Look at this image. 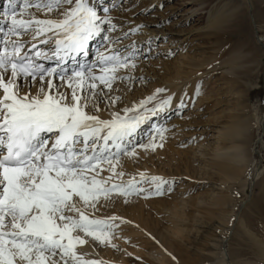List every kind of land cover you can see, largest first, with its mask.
<instances>
[{"label":"snow or ice","instance_id":"1","mask_svg":"<svg viewBox=\"0 0 264 264\" xmlns=\"http://www.w3.org/2000/svg\"><path fill=\"white\" fill-rule=\"evenodd\" d=\"M18 2L8 0L11 7L0 12L9 24L6 33L0 29L4 33L0 41V264H103L83 260L76 246L90 237L117 247L112 244L113 222L119 218L95 219L87 209H95L100 197L161 196L172 189H165L169 182L162 177L144 173L141 179L153 185L149 189L138 187L134 179L109 184L111 177H97L105 163L110 172L122 176L116 172L117 163L121 155L135 156L136 147L163 146L156 143L155 135L162 141L166 128H156L147 145H136L131 138L148 118L145 113L163 111L172 96L136 114L137 108L167 91L157 88L139 104L125 108L123 115L113 112L111 118L101 119L90 114L89 109L99 112L98 84L103 92L111 90L116 80L136 79L118 73L135 69L139 50L135 42L123 45L122 40L142 26L125 32L108 15L110 9L99 15L89 0H45L35 7L47 13L56 10L61 18L23 19L17 15ZM30 7L25 0L19 11ZM30 30L33 40L43 37L41 45L54 40L51 55L36 43L19 39ZM116 32L120 35H111ZM98 36L104 50H97L95 61L72 69L62 66L68 58L86 56L89 42ZM26 44L29 47L22 52ZM53 58L54 67L43 62ZM185 106L181 100V107Z\"/></svg>","mask_w":264,"mask_h":264},{"label":"rangeland","instance_id":"2","mask_svg":"<svg viewBox=\"0 0 264 264\" xmlns=\"http://www.w3.org/2000/svg\"><path fill=\"white\" fill-rule=\"evenodd\" d=\"M209 1L216 2L219 0H208V2ZM222 1L226 3V8L229 10L226 22H224L225 20L221 22H218V20H212L207 27L206 17L205 19L200 18V20H196L199 16H195V13L198 12L193 13L194 20L193 18H190L191 21L189 22V19H185L189 13L187 8H190L191 3H197L196 0H123V2H121V0H95L94 5L98 10L99 15L103 13V10L106 7L107 9H110V13H114V15L123 18L125 22L124 25L128 27V29H130V27L135 28L138 25L142 26L139 30L145 31L161 28H173L175 30L184 29L181 38L184 40L182 42L179 41V43H181L184 52H187L189 57H194L195 59L190 58L191 64L188 66V68H186V73H189L191 78L188 77L185 79L186 81L184 78L179 80L177 79L174 82L171 80L167 81L170 83V87L167 86V89L168 87H178L177 91L168 90V93L171 92L172 94L170 95H173L172 100H174V98H179L178 100H184V104H186V107L180 109L178 114L171 117L169 121H167V130L175 128L176 130L179 129L177 131H183V129L186 131L188 128V132L197 133L199 130L207 128L209 124H212L210 123L212 121L211 119H217L219 127H221L223 124L230 123L231 120L250 119L252 121V131L249 134V146L255 148L254 153L251 154L253 159L252 164H255L256 167L254 173L260 178L262 175H264V128L263 126H258L259 118L262 123H264V117L261 118L264 115V0ZM28 2L32 4V7L25 8L27 10L25 14L30 15L31 18H39L38 16L41 14L57 16L59 13L56 10H54L52 13H47L44 10L35 7L37 3L45 2V0H28ZM112 2L115 4H111ZM24 3L25 0H23V4ZM110 4L112 6L109 7L108 5ZM64 6L68 7V5ZM177 6H179L178 9ZM4 10V0H2L0 2V12H3ZM18 10L19 8H17V11ZM227 20L229 21L227 22ZM6 26L7 23H5V27ZM227 26L228 28H223ZM191 29L195 30L188 33V31ZM166 32L168 33L169 31L167 30ZM154 45L156 44L147 45L145 51L147 57L153 51ZM101 47L104 49L103 44ZM143 47L144 46H139V52ZM234 47L235 49L240 47L241 54H239L241 56L238 54L236 62L232 63L233 66L230 64L227 67H223V70L220 66V63L224 62L223 59L227 57L230 50L234 49ZM95 55V53L89 55V60L95 57ZM238 59L240 60L237 62ZM161 60L165 63H163V65H157L152 69L157 73V78L153 79L149 84L154 88V92L157 88H164V83L162 85L159 84L165 82L166 77H170L169 74H167L168 71L165 68L168 66L167 68L172 70L174 69L173 64H175L177 60V55H162ZM80 62L81 61L77 62V64ZM217 64H219V66H217L216 69L213 68L212 71L209 69L210 67H216ZM236 64H238V66ZM141 68L148 70V68H146L144 65ZM136 70L137 69L135 67V69L131 70V72H135ZM153 85L156 86L154 87ZM85 88H87V85H85ZM101 88L102 85L98 84V93L101 92ZM141 89L142 88H140L139 85L137 87H132L127 80L114 81L111 90H119V95H116V97H119V100H117L118 102L116 101V107H120L122 110H124L127 107H133L135 103L139 104L136 102L138 99L141 101L149 97L143 96L144 91ZM62 90L67 91L66 88ZM106 90L107 89H104L103 92ZM175 92L177 93V97L175 96ZM105 95L106 92L103 93L102 98H105ZM144 97L145 99H143ZM164 97H166V95L164 96L163 93L157 94L154 100L148 101L142 108H137L136 114L144 113L145 108L150 109L155 107L162 99H164ZM129 98L134 104H132ZM199 99H201V101H198L199 107L194 110V107H196V101ZM100 100L102 101V99H99V101ZM99 101V105H102V102ZM89 110L90 114H97L92 112L91 109ZM102 111L110 115L108 107L104 108ZM122 112L123 111H121V115H123ZM163 112L166 111L163 110ZM128 114L133 115V113ZM145 114L150 115L151 113L149 112ZM161 118L162 119L160 120L158 117L149 116V122L157 120L155 123L159 122L161 124L163 122V125H165V119L163 116ZM182 124L184 125L181 126ZM153 132V130L150 131L151 135H148L150 138L147 136L145 139H143L145 142L144 144L147 145L153 140L155 135V132ZM211 133V131L207 134L204 133V136L200 139V141H208L207 137L210 138ZM169 135L170 134L166 133L165 131L164 140L162 141L159 139L160 137L158 135H155V140L157 139L156 142L159 141V144H163V146L160 148L157 146L154 149L149 147L147 148L148 150L145 148H141V150L140 147H136V157L122 155L120 157L121 160L119 159V161H121L120 163L125 164V169L123 168L125 171L122 170L123 175L118 176L114 174L113 176V173H111L110 177H122L123 180H121L120 183L122 181L123 183H127L128 180L126 179H129L128 177H130L131 174V176L134 178L130 177V179L135 180L137 174L140 175L139 173H143V171L145 173L149 172V174H146V177L149 175L150 177L157 176L168 181L169 183L165 185V189L171 187L172 190L170 192L165 191L164 195L161 196L133 194L127 199H125L123 196L122 198L119 195H113L112 199L110 198V200L100 197L98 201L100 203H96V209L89 207L87 210L94 212L99 217L100 215L102 216L104 214L102 219H104L103 217L107 214L109 215H107V218L105 217L106 219L113 216L118 217L119 219L113 222L117 224L127 223L125 221L129 219V215L132 213L136 214L138 211L142 215V238L144 241V243L141 244L143 245L142 248L144 251H146V255L150 256L149 254L152 253L153 257H158V261L162 264H167L168 260L174 259V256L176 255L191 258L195 262L202 264H221L222 251L225 253V264H264V254L261 255L260 253H257L258 250H260L259 248H254V246L250 247V245L243 246L242 248L241 246H237V240L243 233V224L245 225L247 223V218H249L248 216L251 217L258 215L254 208V203L257 201V196L259 195L258 197H260L261 194H263L262 200L264 202V185H260L259 180L256 183V179L255 185H253V187H248V185H246L244 188L245 197L241 203H238L235 195H232L231 197L233 200L227 201L226 204L209 203L210 183L209 179H205L206 177H204L203 173L204 169L202 168V166L206 164L203 163V159L201 158H199L198 161H193L191 159L193 164L191 163L188 165L189 167H185V164L181 162L182 159L180 156L175 158L176 161L172 159V162L168 164V160L164 159V157L166 158L167 155H165V153L163 155L162 152L170 151L171 149L169 148H172L177 144L176 142H171L168 140L170 139ZM256 138L258 139V142ZM216 143L218 142L216 141ZM139 144V142L136 143V145ZM156 148L160 150H157ZM156 151L161 152L159 153ZM148 152L152 153L150 154ZM138 155L141 160L138 158ZM140 155L144 156H142L143 160ZM124 156L126 157V160H123ZM134 157L136 159H134ZM147 157L150 158L148 159ZM134 162H136V164ZM133 164L136 166V168ZM140 166H144V168ZM145 166L149 167L148 171L147 167ZM150 168L155 170L151 171L152 174L149 171ZM141 169H145L146 171H141ZM176 171L180 173L179 175L182 177H180ZM216 176L215 178L217 179L218 174H216ZM243 176L245 177L246 174H243ZM138 177L139 176L136 177L137 181L135 180L138 187L141 186L144 189L153 187L150 180L142 181L141 177ZM176 178L178 179L177 181ZM179 197H183L187 200V203H185L186 208H178L177 210L178 215L179 213L183 212L181 215L186 218L185 224L180 222L179 224L175 221V219L172 218L168 219L170 215H168L170 212L169 208H172L173 203H176L179 200ZM115 199L118 201H115ZM122 199L125 201L123 202ZM199 200L204 202L199 203ZM116 202L119 203L116 204ZM110 203L113 205H110ZM98 206L101 208H97ZM110 212H114L115 214ZM165 212L168 213L166 214ZM179 226H182L183 229H179ZM175 227H177V231L179 230L181 232V238L174 237L172 231H176ZM126 228L131 227L126 224ZM241 230L242 232H240ZM179 244L181 245V251L177 249V245ZM111 248L114 247L111 246ZM161 259H164V262H166L164 263L161 261ZM170 262L172 264H178V262L175 261Z\"/></svg>","mask_w":264,"mask_h":264},{"label":"bare ground","instance_id":"3","mask_svg":"<svg viewBox=\"0 0 264 264\" xmlns=\"http://www.w3.org/2000/svg\"><path fill=\"white\" fill-rule=\"evenodd\" d=\"M89 2H90V4L92 6L95 7V5H94L95 0H89ZM196 2L197 3H191L190 8H187L189 13L185 17L186 20L189 19V22H190L191 19L193 18V13L198 12V13H195V16H199L196 20H200V18L205 19V17H206V27L209 26V24H210V22L212 20H218V22H221V21L225 20L224 22H226V18H227L229 10L226 8V3H224L222 0H219V1H216V2H214V1H209L208 2V0H196ZM213 2H214V4H213ZM21 4H23V0H19V2L17 4V8H20ZM111 4H115V3L112 2ZM111 4L108 5V6L109 7L112 6ZM4 6H7L8 8L11 7V5L8 3V0H4ZM178 7L179 6H177V9H178ZM64 8H66V7L64 6ZM62 10H63V8L61 9V11ZM26 12H27L26 9H24L23 13H20V11L18 10L17 11L18 18L31 19L30 15H26L25 14ZM100 15H104V11ZM108 15H110L111 17L114 18V23H116L117 25H120L122 27L123 31L127 32L129 30L128 27H126L124 25L125 22H124L123 18L118 17L117 15H114V13H110V12L108 13ZM200 15H202V16H200ZM38 17L39 18H37V19H57V18H61L59 13H58L57 16H52V15L49 16V15L41 14ZM228 18H230V17H228ZM193 20H194V18H193ZM228 21L229 20H227V22ZM5 23H7V22H4L3 17H0V29H4V33L7 32V29L9 27L8 23H7V26L5 27ZM33 27H35V26H33ZM223 28H228V26L227 27H223ZM195 29H191L190 31H188V33L193 31V30H195ZM167 30L169 31L168 33L166 32ZM183 31H184V29L175 30L173 28H170V29L169 28H167V29L166 28L165 29L161 28V29H151L150 31H148V30H146V31L145 30H139L135 34H130L126 39L122 40V44L123 45H130L133 42H135V47L137 49L139 48V46L140 47L144 46V47L139 52L138 58L135 61L137 70L135 72H131V70H121L118 73V75H120V76L132 75L133 77H136V79H134V80H127V81L131 84L132 87H137L139 85L140 88H142L141 90L144 91L143 92V96H145V97L146 96H150V95L153 94L154 88L151 87L149 84H150V82L153 79L157 78L156 71L154 72V70H152V69L155 68L157 65H163V63H165V62H162V60H161L162 55L173 56V55L176 54L177 55V60H176L175 64H173L174 65V69L172 70L170 68H167L168 66L165 68L168 71V72L167 71L166 72H167V74H169L170 77H166L165 78L166 81L162 82V83L160 82L161 84H159V85H162L164 83L163 87L167 89V86H169V84H170L169 82H167L168 80H171V81L174 82L177 79L179 80V79H183L184 78V80H185L188 77H190V74L186 73L187 72L186 68H188V66L191 64V59H193L194 57H189L187 55V52H184V49H183L181 43H179V41L182 42L184 40V39H181L182 35H183L182 34ZM4 33H0V41H2L4 39ZM49 35H51V34H49ZM111 35H120V33L116 32V33H113ZM32 36H33V32L30 30L26 34H22L19 37V39H21L23 41H29L30 43H36L38 48H40L43 51H47L49 55L52 54L51 50H54V40H49V42L47 44L41 45L39 43V40L42 39L43 37L37 38L36 40H33ZM150 38H151L150 45L151 44L152 45L156 44V45H154L153 51L150 53V55H148L147 58H144V56H145L144 54H146L145 51H146L147 45H149V39ZM8 39L9 40H13V39H16V37H8ZM102 44H103V41H102L101 37H99V36L95 37L93 40H91L89 42L88 47L90 46L89 47L90 50L87 48V55L86 56L81 54V55L76 56L75 58H68L66 60V62L62 66L67 68V69H72L73 67L78 65L77 62H79V61H81L79 64H88V63H91V62L95 61L97 59V56L95 55V57H93L92 59L89 60V55H92L93 53L96 54L97 50L103 51L104 49H103V47H101ZM143 44H145V45H143ZM28 47H29V44H26L25 48L22 49V52L27 50ZM117 47H119V45H117ZM235 47H234V49L230 50V52L228 51L229 54L227 55L226 58L223 59L224 62L220 63V66L222 67L223 70H224L223 67H227L230 64L232 65L233 62H236V58H238V54L241 52V50H240V47H238L237 49H235ZM53 60L55 61L53 63H56L55 58H53ZM53 60H51V61H43V62L46 64V66H51V63H52ZM239 60L240 59H238L237 62ZM143 65L146 66V68H148V70H146L144 68H141ZM236 65L238 66V64H236ZM54 66H55V64H53L52 67H54ZM217 66H219V64H217L216 67L215 66L214 67H210L209 69L212 71V69L213 68L216 69ZM177 84H178V82H177ZM181 84H182V82H181ZM171 86H173V85H171ZM169 87H168L166 92H163L164 96L165 95L168 96V95L172 94L171 92L168 93V90L177 91V89H178V87H175V88H173V87L169 88ZM118 91H116V90H108L107 89L106 91H104L102 93L101 92L100 93L97 92V94L100 97V99H102V101L100 100L102 102V105H99V112L97 113V115H99L101 119H109V118H111V114L113 112H117V113L121 114V111H123L122 108H120V107L117 108L116 107V102L114 104H110L109 103L110 99H114L116 97V95H119ZM105 92H106L105 98H102L103 97V93H105ZM175 94H176L175 96L177 97V93L176 92H175ZM145 97L143 99H145ZM137 98H139V97H137ZM132 99H134V98H132ZM178 99L174 98V100L171 101V103L166 107V109H164V111H166V112L158 111L156 115H152V114L147 115L148 118L145 119L140 124L139 128L136 130V133L131 138L133 143L136 144L137 142H139L140 144L141 143L144 144L145 142L143 141V139H145L150 134V131L151 130L154 131L156 128H160L161 125H162L161 128H166L167 129L168 128L167 127V125H168L167 121H169V119L171 117H173L176 114H178L180 112L179 110L183 108V107H181V101L178 100ZM130 101H131V99H130ZM198 101H201V99L196 101V107H194V110L199 107L198 106L199 105ZM136 102L139 103L140 99H138V101H136ZM183 102H184V100H183ZM128 103H129V101H128ZM132 104H134V103L132 102ZM135 104L137 105V103H135ZM184 105H186V104H184ZM106 107L109 108L110 115H108V113L102 111ZM127 108H129V107H127ZM130 108H132V107H130ZM149 116L158 117V119H160V120L162 119L161 117L163 116V118L165 119V123L166 124L164 123L165 125H163V122L161 124L159 122L155 123V122H157V120H154L153 122H149L150 121L149 120ZM263 117H264V115L261 118H263ZM211 120L212 121L210 123H212V124H209V126L207 128H205V129L203 128V129L199 130L197 133L188 132V128H187L186 131H184L185 129H183V131H177L179 129L176 130L175 128L167 130L166 133L170 134L169 135L170 139H168V140H170L171 142H176L177 144L174 145L175 148H174V146L172 148L170 147L169 148V149H171L170 151H168V152L167 151H163L162 152L163 155H164V153H165V155H167L166 158L164 157V159L168 160L167 163L169 164V163L172 162V159L175 160L176 157L180 156V158L182 159L181 162H183L185 164V167H189L188 165H190L192 163V160L193 161L194 160L198 161L199 158L203 159V163L208 165V166H206V165L202 166V168L204 169V171H203L204 177H206L205 179H209V183H210L209 184L210 186H209V201L208 202L209 203H213V204H215V203L216 204H222V203L226 204L227 201L233 200V198L231 196L235 195V197L237 198L236 200L238 201V203H241V201H243L244 197H245L244 196V188H245L246 185H248V187H250V186L253 187V185H255V179H256V183L259 180L260 181L259 184L260 185H264V175H262V177L259 178L257 176V174L254 173V171L256 169L255 164L254 165L252 164L253 159H252V155L251 154L254 153V151H255L254 147L249 146V143H250L249 142L250 141L249 134L252 131V121L250 119H246V120H231L230 123L223 124V125H221V127H219L218 126L219 123H218L217 119H211ZM259 120H260V118L258 119V126H261V127L263 126V128H264V123H262V121L261 120L259 121ZM170 122H172V121H170ZM158 125H159V127H158ZM183 125L184 124H182L181 126H183ZM174 126H175V124H174ZM250 128H251V130H250ZM210 131L212 133H211L210 138L207 137L208 141H204V140L200 141V139L204 136V133L207 134ZM216 141L218 143H216ZM158 142L159 141H157L156 143H158ZM257 142H258V139H257ZM159 148H160V146H159ZM157 150H160V149H157ZM153 151H155V150H153ZM156 152H159V151H156ZM148 153H150V152H148ZM188 154H189V156H188ZM159 155H161V154H159ZM136 156L137 155H135V157ZM135 157H134V159H136ZM143 157H142V160H143ZM183 157H185V158H183ZM138 158H139V155H138ZM159 158H160V156H159ZM120 160H121V158H120ZM123 160H126L125 156H124ZM113 162L116 163V161H113ZM120 162L121 161H119L117 163V168H116L118 173L120 171L122 172V170L125 171L124 170L125 169L124 168L125 164L120 163ZM134 163L136 164V162H134ZM147 166H145V167H147ZM140 167H142V166H140ZM103 168L105 170L99 173L97 179L108 180L109 177L111 176L112 172H110L108 170V165L106 163L103 165ZM135 168H136V166H135ZM142 168H144V166ZM148 168L149 167H147V171H148ZM145 169H141V171H143ZM155 169H156V167H155ZM149 171L151 173V171H155V170L154 169L152 170V168H150ZM135 173H133V174H135ZM143 173H145V172L143 171ZM146 174H149V172L145 173V176H147ZM179 174L180 173H178V175ZM216 174H218V178L217 179L215 178ZM243 174H246V176L244 177ZM131 175H130V177L134 178ZM213 175H214V177H213ZM113 176H114V173H113ZM113 176L111 177V180H109V184H111L113 182L114 183L115 182H119L120 183V181L123 180L122 177L119 178L118 176H116V178H113ZM137 176H139L138 178L141 177L138 174H137ZM130 177H128V178L130 179ZM136 177H135V180H136ZM148 177H150V175ZM180 177H182V176H180ZM125 178H126V176H125ZM129 179H126V180L129 181ZM177 180L178 179L176 178V181ZM144 182H146V181H144ZM143 185H145V184H143ZM148 185H149V183H148ZM261 190H262V188H261ZM113 195L115 196V194H113ZM258 196L256 198L257 201H255V203H254V208H255L256 212L258 213V215L257 216H251V217L248 216L249 218H247V223L245 225L243 224L244 228L242 227L244 234L242 233L240 235V237L238 238L237 246H241V248L243 246H246V245H250V247L254 246V248H259L260 249V250H258L257 253H260L262 255V254H264V250H263L264 249V224H262V223H264L263 222V218H264V202L262 200L263 199V194H261L260 197H258ZM121 197H119V198H121ZM111 199H112V197H111ZM116 199H115V201H118ZM102 201H103V199H102ZM122 201L124 202L125 200L122 199ZM201 202H204V201H200L199 200V203H201ZM98 203H100V202H98ZM102 203H104V202H102ZM105 203H106V201H105ZM117 203H119V202H116V204ZM185 203H187V200L184 199L183 197H179V200L176 203H173L172 208H169L170 212L169 213L165 212L166 214L168 213V215L170 214L168 219L172 218V219H175V221L178 222V223L180 222L182 224H185L186 223V218L181 215V213H183V212L179 213V215L182 218L178 215V212H177L178 208L179 209H181L183 207L186 208ZM99 205H101V204H99ZM110 205H113V204L110 203ZM97 208H101V207L98 206ZM117 208H119V207H117ZM101 211H102V209H101ZM106 211H108V210H106ZM110 213L115 214L114 212H110ZM87 214L90 217L95 218V219H102V216L104 215V214L102 216L100 215V217H99L94 212H91V211H88V210H87ZM107 215H109V214H107ZM107 215H105L103 218L106 219ZM186 217H188V216H186ZM141 221H142V215L137 211L136 214L132 213V214L129 215V219H127V221H125L127 223H123V224L114 223L116 225V227L113 229L114 236H113V239H112V244L117 245V247L111 248V245H109V244H106V243L105 244H101V243H99L97 241H94L90 237H86L85 238L86 242L84 244H80V245L76 246L77 254L79 256H81L83 260H86V261H92V260L101 261V262H103V264H162V263H160L158 261V257L157 258H156V256L153 257L152 253L149 254L150 256L146 255V251H144L143 248H142L143 245H141V244L144 243V241H143V238H142V236H143V225H142ZM248 221H249V223H248ZM126 224H128L131 228H126ZM176 228L177 227H175V230H176ZM178 228L179 229L180 228L183 229L182 226L181 227L179 226ZM178 231L177 230L176 231L173 230L172 231L173 235L176 238H181L182 237L180 235L181 232L180 231L178 232ZM240 232H242V230ZM180 246H181L180 244L177 245V249L179 251H181L180 250L181 249ZM238 249H239V247H238ZM174 257H175L174 259L168 260L167 264H172L170 261L178 262V264H202V263L195 262L191 258H186V257L181 256V255L180 256L176 255ZM161 261L164 262V259H161ZM220 263L221 264H225V253H223V251L221 252V262Z\"/></svg>","mask_w":264,"mask_h":264}]
</instances>
